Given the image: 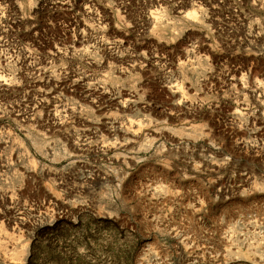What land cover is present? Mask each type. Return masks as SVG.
Segmentation results:
<instances>
[{
	"label": "rangeland",
	"instance_id": "374dc122",
	"mask_svg": "<svg viewBox=\"0 0 264 264\" xmlns=\"http://www.w3.org/2000/svg\"><path fill=\"white\" fill-rule=\"evenodd\" d=\"M248 53L264 0H0V264H264V139L229 131L264 122L226 82L264 83Z\"/></svg>",
	"mask_w": 264,
	"mask_h": 264
},
{
	"label": "bare ground",
	"instance_id": "6f19581e",
	"mask_svg": "<svg viewBox=\"0 0 264 264\" xmlns=\"http://www.w3.org/2000/svg\"><path fill=\"white\" fill-rule=\"evenodd\" d=\"M191 18H194L193 14H190L189 15ZM189 18V17H188ZM149 23L153 24L154 26H157V24H160V22L158 21L157 17L155 15H152L150 16V19H149ZM100 29H103V28H100ZM256 38V37H255ZM101 45V44H100ZM122 47V42L120 41V44H118ZM253 45V44H252ZM102 46L107 47V42L103 41L102 42ZM119 46V47H120ZM259 47V46H258ZM257 47V48H258ZM256 48V49H257ZM84 50V49H83ZM88 52V51H87ZM84 56H87L86 55V51L82 52ZM60 54V51L58 49H55L54 51V56H58ZM189 54V53H188ZM187 54V55H188ZM109 55H112V53H110ZM247 56H249L250 58H262V60H264V54H261L260 56H256L255 53H248ZM88 57V56H87ZM252 60V59H251ZM257 60V59H256ZM261 60V59H260ZM27 61H29L28 58L22 60V61H19V65H22V64H26L28 63ZM90 61H93L92 59H90ZM97 61V60H96ZM91 63V62H90ZM94 63V62H93ZM98 63V62H97ZM96 62L94 64H97ZM41 64V63H40ZM42 65V64H41ZM45 68V67H44ZM34 69V68H33ZM34 72L35 73H40L42 72V69L41 68H35L34 69ZM231 72V71H230ZM46 73V72H45ZM118 73V72H117ZM229 73V72H228ZM231 74V73H230ZM227 74L226 76L229 77L227 78V83H228V86L231 87V88H234L236 89L237 88V85L240 84L242 85V88L240 87V89H238L240 91V93H238L236 96V98L238 99L239 98V102L245 106V103H247V99L249 100H252L256 103H258L259 105H262L264 104V83L261 82H258V86L257 87H254V89H249L248 87L245 86V82H244V79H242L241 77L240 78H236L235 76V72L233 74ZM226 79V78H225ZM53 82V78L50 77V78H46L45 80V85H49V84H52ZM79 84V83H78ZM81 86V84H80ZM84 86V85H83ZM100 87V86H99ZM99 87H93L92 89H90V86L86 87L84 90L88 93V95L91 93V94H95V95H103L104 92L100 89H98ZM10 88H13V86L7 81V80H4V79H1L0 78V89L1 90H10ZM90 92V93H89ZM54 93V92H53ZM170 93L176 97L180 94V91L178 90V88H175L174 90L171 89L170 90ZM182 93V92H181ZM52 94V93H51ZM90 94V95H91ZM109 94V93H108ZM42 95V94H41ZM46 95H49L48 93ZM93 96V95H91ZM46 97V96H45ZM132 101L130 100H125L122 104V108H125L126 105H130ZM39 104V103H38ZM37 106V105H36ZM174 106H178L177 105H174ZM38 107V106H37ZM33 108V107H32ZM127 108V107H126ZM35 110H37L35 108ZM33 112V111H32ZM58 113V112H57ZM50 117V116H49ZM55 117V116H53ZM231 124L229 126V131L232 132L235 137H240L242 141L241 145H244V144H247L249 143V141L251 140H255V139H264V122L261 123L260 125H257L255 123L256 120L258 119H253L252 120V117L251 116H248L246 117L245 119L242 118V115L239 113V112H233L232 113V117H231ZM263 119V117H261ZM53 120V119H52ZM241 120H244V123L241 122ZM57 122V121H56ZM117 123V122H116ZM55 124V123H54ZM61 125V124H59ZM114 125V124H113ZM133 127V126H132ZM111 130L114 134H121L123 136L125 135H135V132L134 131H131V126H129V128H125L123 126H119V127H111ZM240 140V141H241ZM248 141V142H244V141ZM240 144V143H238ZM123 145V144H122ZM237 145V144H236ZM246 146V145H245ZM242 147V146H240ZM261 148L263 149V152H264V142L262 143L261 145ZM213 164V163H212ZM218 165V164H216ZM215 166V164H214ZM106 180V179H105ZM85 181L87 183H95V182H103L104 179L101 178L100 176H96L94 178H87L85 179ZM12 264V263H11Z\"/></svg>",
	"mask_w": 264,
	"mask_h": 264
}]
</instances>
